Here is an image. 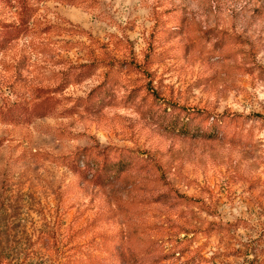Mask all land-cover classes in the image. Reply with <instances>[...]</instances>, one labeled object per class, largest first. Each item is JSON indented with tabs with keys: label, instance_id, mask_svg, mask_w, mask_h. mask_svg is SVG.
Segmentation results:
<instances>
[{
	"label": "rangeland",
	"instance_id": "rangeland-1",
	"mask_svg": "<svg viewBox=\"0 0 264 264\" xmlns=\"http://www.w3.org/2000/svg\"><path fill=\"white\" fill-rule=\"evenodd\" d=\"M26 2L0 110L52 101L0 120V264H264V0Z\"/></svg>",
	"mask_w": 264,
	"mask_h": 264
},
{
	"label": "trees",
	"instance_id": "trees-1",
	"mask_svg": "<svg viewBox=\"0 0 264 264\" xmlns=\"http://www.w3.org/2000/svg\"><path fill=\"white\" fill-rule=\"evenodd\" d=\"M15 2L17 7H20L21 13H20V22L19 25H12L10 23H1L0 22V53L3 52L7 46H9L14 40H17L18 38L24 36V34L28 30V11L32 9L31 6L27 4V0H5V2H8L11 4L12 2ZM62 88H66V85H63ZM63 90V89H62ZM46 93V92H45ZM42 103H36L34 104V107L31 109H26L23 107H9L7 109H1L0 110V120L2 122H9L14 125H27L31 123L33 120L42 118L46 116V112L50 108V102L52 101V98L50 96L45 97L44 100H42ZM85 102V101H84ZM85 107H87V104L85 102ZM70 114L72 113V110H67ZM184 113H187L186 115L190 118L189 120H195L200 119L201 122H209L211 116L205 114L201 111H190L187 109H183ZM180 115L178 114L177 120H179ZM215 122H212V125L214 124V127H217L219 125V118L214 119ZM188 132V130H185ZM104 152L110 153L109 149H106ZM92 151L90 149H85L81 153H78L76 156L78 158H85L89 159L90 154ZM101 156V155H100ZM95 158H99V154L96 155ZM99 160V159H97ZM112 160V157H111ZM110 157H106L103 160L99 161V170L106 171L109 168V164L111 162ZM73 163V162H72ZM90 167V161L88 163ZM73 165H76L75 170H80V166L78 164V161L74 160ZM120 257V256H119Z\"/></svg>",
	"mask_w": 264,
	"mask_h": 264
}]
</instances>
